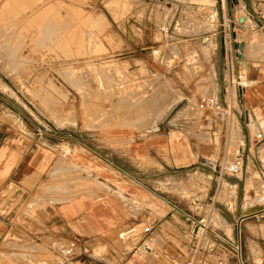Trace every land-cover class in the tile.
<instances>
[{
	"label": "crops",
	"instance_id": "1",
	"mask_svg": "<svg viewBox=\"0 0 264 264\" xmlns=\"http://www.w3.org/2000/svg\"><path fill=\"white\" fill-rule=\"evenodd\" d=\"M221 1L226 2L229 19L214 32L213 50L207 61L208 73L214 74V88L210 83L202 91L206 90L203 95L216 96L225 108L235 113L232 117L199 110L196 73L191 67V72L169 71L163 64L166 44L157 39L147 40L142 37V30L138 38L118 39L113 33V39L105 44L110 48L120 46L123 50L119 55L133 62L135 58L148 64L150 60L156 62L162 79L174 80V102L170 107L171 102L165 99L169 109L158 120L141 124L142 135L134 137L135 132L129 129L107 134L86 126L75 130L77 134L73 135L64 131V125L39 122L22 105L7 104L9 108L0 110V241L9 232L17 237L29 234L31 238L50 239L53 242L50 250L61 254L67 264H134L135 255L127 249V244L130 242L133 249L138 248L140 239L133 243V232L142 222H149L146 227L151 228L149 233L143 230L144 236L162 233L167 228H171L169 234L174 238L188 235L184 254L171 253L172 264H177L179 258H182L179 264H219L227 247L222 239L236 240L235 232L241 246L242 239L250 237L264 245L261 242L264 196L263 200H253L241 187V173L248 174V167L242 168L241 176L222 180L218 168L211 165L233 157L230 150L241 145L243 166L251 159L255 176L264 183V50L261 49L264 48V0ZM98 2L92 0L89 4ZM74 5L86 7V3ZM6 6L4 10L10 7ZM131 22H135L133 17L123 21V26L139 31L132 28ZM243 73L251 85L246 89L236 85L233 91L231 78ZM259 132L262 139L256 137ZM202 148L217 157L221 152V160H210L196 169L197 159L205 158L200 153ZM69 168L73 170L71 177L57 175ZM180 175L200 182L199 188L197 184L188 185L187 200L165 194L167 183ZM69 178L74 179L69 181ZM44 182L47 183L45 194L40 189ZM221 182L222 188L218 185ZM69 183H76L80 191L77 197L66 200L61 190ZM227 183L233 190L227 191ZM54 184L60 188L48 190ZM214 195L218 197L215 206L211 205ZM195 197L211 205V210L193 209L195 214H211V221L218 214L232 227L214 225L225 236L219 234L222 239H216L214 250H207L192 238L188 211L192 210L191 201ZM19 198L24 202L35 199L39 204L34 214L20 224L17 213L21 200L11 209ZM233 200L235 204L231 203ZM134 203L143 206V215L133 214ZM251 218L254 220L249 221ZM252 226L257 229L255 232ZM123 230L127 233L125 241L119 235ZM42 243L48 246L45 241L37 244ZM145 244L142 243L147 251L144 262L137 264H159L153 260L161 250L155 253L149 243ZM226 264L237 263L228 260Z\"/></svg>",
	"mask_w": 264,
	"mask_h": 264
},
{
	"label": "rangeland",
	"instance_id": "2",
	"mask_svg": "<svg viewBox=\"0 0 264 264\" xmlns=\"http://www.w3.org/2000/svg\"><path fill=\"white\" fill-rule=\"evenodd\" d=\"M91 1L0 0V27L2 26L0 28V45H2L0 46V110L9 108L7 104L22 105L36 116L39 122L53 123L55 126L64 125L66 126L64 131L73 135L77 134L75 130H80L84 126L102 130L107 134L110 131L129 129L135 132L134 137L142 135L141 124L158 120L165 110L169 109V107L166 109V105L163 106L162 103L165 101L162 99L170 101V107L174 102L176 98L172 83L174 80L162 79V75L157 73L161 68L156 62L150 60L151 63L148 64L136 60L138 58H135L133 62L119 55L123 50L120 46L116 48L105 46L113 39V33L117 34L118 39L138 38L141 36L139 35L141 30L142 37L147 40L157 39L166 44L163 64L169 71L175 73L193 70L192 72L196 73L200 92L196 98L197 101L206 93V90L203 92L202 88L210 83H212L211 88H214V74L208 73L207 61L210 60L213 50L214 32H217L220 23H227L229 19L226 2L221 0H99L97 5H91L89 4ZM77 2L86 3V7L74 5ZM9 4L11 6L3 10V7ZM94 12L102 13L95 15ZM3 15L8 17L7 20L6 17L3 18ZM131 17L135 21L131 22V25L134 24L132 28L139 31L134 32L131 28L127 29L123 26V21ZM17 39L21 42L19 43ZM261 49L264 50L263 47ZM217 81L219 79L215 81V86ZM231 85L235 91L237 84L231 83ZM155 106L160 107L159 112ZM198 138L203 140L204 136L198 135ZM200 151L205 158H198L195 168L207 164L210 160H221V152H218L217 157L210 151H206V148ZM67 152L68 147L65 148V153ZM230 152L233 157L224 158V162L235 160L237 146ZM220 162L222 164V161ZM245 167H248L249 173H241L242 189H245L247 197L263 200L264 183L259 181V176H255L253 161L249 159L246 164L244 163L243 168ZM56 170L55 167L54 171ZM72 172L73 170L69 168L66 171H59L57 175L71 177ZM243 172H245L244 169ZM77 174L79 175V172ZM72 179L69 178V181ZM199 183L192 178L187 180L186 176L180 175L167 183L165 194L187 200L190 196L188 185L197 184L199 188ZM202 183L206 184V182ZM46 185L47 183L44 182L40 186L44 194L47 192ZM64 186L66 188L61 191L65 193L66 200L77 197L80 189L76 183L64 184ZM83 186L85 185H81ZM58 188L60 186L54 184L50 185L48 190ZM231 190L233 189L228 184L227 191ZM20 200L21 198L16 200L11 209ZM231 203L235 204V200ZM38 206L35 199H28L25 202L21 200L20 210L17 213V219L21 221L18 223L24 222L22 220L25 217L33 215ZM131 207L134 215H143L141 204L134 203ZM193 209L195 208L192 207ZM253 220L249 219V221ZM220 224L229 226L218 214H214L210 223L212 229L217 232L214 225L220 226ZM146 226H149V222H142L133 232V243L136 242L135 239H140L138 248L141 255L138 248L133 249L130 242L127 244V249L135 255L134 264L144 262L143 257L147 251L144 250L142 243H149L155 253L161 250L153 260L155 263L172 264V252H180L181 256L184 254L188 240L187 234H180L179 238H174L169 234L171 228H167L163 229L162 233L144 236L142 232ZM251 230L255 232L257 229L252 226ZM125 233L124 230L119 232V235H122L121 241L126 240ZM235 234L236 240L228 239V241L240 244L237 232ZM44 241L48 246L44 243L37 244ZM242 241L243 255L247 263L264 264V245L253 237L243 238ZM52 244L50 239L46 241L31 238L29 234L17 237L9 232L0 241V264H67L61 254H55L50 250L49 246ZM146 248L149 249V245ZM179 260L181 261L182 258ZM180 261L176 263L179 264Z\"/></svg>",
	"mask_w": 264,
	"mask_h": 264
},
{
	"label": "built area",
	"instance_id": "3",
	"mask_svg": "<svg viewBox=\"0 0 264 264\" xmlns=\"http://www.w3.org/2000/svg\"><path fill=\"white\" fill-rule=\"evenodd\" d=\"M245 74H238L235 78H231V83H236L240 86L241 89L248 88L251 84L246 77ZM198 109L201 111H216L218 114L222 116L232 117L235 113L232 110L225 108L219 101V99L214 95H203L198 101ZM232 115V116H231ZM256 137L258 139L263 138V134L261 132L257 133ZM238 152L234 161H225L222 164H211L214 169L218 168L219 177L223 180L227 177L237 176L242 172L243 164L241 158L242 147L239 145ZM222 183L218 184L220 188H222ZM218 202V197H215L211 201V205L216 204ZM192 206L196 210H201L206 207V209L211 210V205L205 201L199 200L197 197L193 198L191 201ZM194 210L188 211V218L191 220L193 225V240L202 243L206 247L207 250H214V242L216 239L221 238L218 233H216L210 223H211V214H195ZM150 227H145L144 233L150 232ZM127 234V233H125ZM122 236V235H120ZM222 239V238H221ZM225 247L222 255L219 259V264H226L227 261H235L237 264H248L247 259L243 255L242 246L240 244L231 243L226 238L222 239Z\"/></svg>",
	"mask_w": 264,
	"mask_h": 264
},
{
	"label": "bare ground",
	"instance_id": "4",
	"mask_svg": "<svg viewBox=\"0 0 264 264\" xmlns=\"http://www.w3.org/2000/svg\"><path fill=\"white\" fill-rule=\"evenodd\" d=\"M9 2H10V1H9ZM11 3H12V2H11ZM30 3H31V2H30ZM41 3H42V2H41ZM13 4H14V3H13ZM18 4H19V3H18ZM8 6H11V5H8ZM26 6H27V5H26ZM26 6H25V7H26ZM60 6H61V5H60ZM0 7H1V6H0ZM6 7H7V6H6ZM14 7H15V6H14ZM19 7H20V6H19ZM3 8H4V7H3ZM26 8H28V7H26ZM0 9H1V8H0ZM20 9H21V8H20ZM44 9H45V8H44ZM3 10H4V9H3ZM3 10H2V11H3ZM35 10H36V9H35ZM8 11H9V10H8ZM50 11H51V10H50ZM14 12H15V11H14ZM38 12H39V11H38ZM41 12H42V10H41ZM19 13H21V12H19ZM58 13H59V12H58ZM5 14H6V13H5ZM34 14H35V13H34ZM37 14H38V13H37ZM41 14H42V13H41ZM44 14H45V13H44ZM47 14H48V11H47ZM50 14H51V13H50ZM53 14H54V13H53ZM7 15H8V14H7ZM11 15H12V14H11ZM3 16H4V15H3ZM9 16H10V15H9ZM51 16H52V14H51ZM59 16H60V15H59ZM5 17H6V20H7L8 17H7V16H4L3 18H5ZM10 17H11V16H10ZM30 17H31V16H30ZM3 18H2V19H3ZM18 18H19V17H18ZM27 18H28V17H27ZM9 19H10V18H9ZM39 19H40V18H39ZM44 19H45V18H44ZM46 19H47V18H46ZM49 19H50V18H49ZM51 19H52V18H51ZM0 20H1V19H0ZM11 20H12V19H11ZM13 20H15V19L13 18ZM33 20H35V19H33ZM40 20H41V19H40ZM8 21H9V23H11L10 20H8ZM27 21H28V20H27ZM43 21H44V20H43ZM45 21H46V20H45ZM5 22H6V21H5ZM29 22H31V21H29ZM29 22H28V23H29ZM40 22H41V21H40ZM40 22H39V23H40ZM51 22H52V21H51ZM20 23H21V22H20ZM20 23H19V24H20ZM34 23H35V22H34ZM37 23H38V22H37ZM6 24H7V22H6ZM47 24H48V23H47ZM49 24H50V23H49ZM1 25H3V24H1ZM13 25H14V24H13ZM33 25H34V24H33ZM3 26H4V25H3ZM7 26L9 27V25H7ZM10 26H11V25H10ZM35 26H36V25H35ZM1 27H2V26H1ZM1 27H0V28H1ZM41 27H42V25H41ZM48 27H49V26H48ZM9 28H10V27H9ZM36 28H37V27H36ZM46 28H47V26H46ZM12 29H13V28H12ZM49 30H50V29H49ZM1 31H2V30H1ZM38 31H39V30H38ZM42 31H43V30H42ZM50 31H51V30H50ZM3 33H5V32H3ZM39 33H40V32H39ZM39 33H38V34H39ZM12 34H14V33H12ZM17 34H18V33H17ZM44 34H45V33H44ZM3 35H4V34H3ZM33 35H34V34H33ZM4 36H5V35H4ZM6 36H7V34H6ZM9 36H11V35H9ZM25 36H26V35H25ZM40 36H41V33H40ZM18 37H19V36H18ZM47 37H48V36H47ZM47 37H46L45 39H47ZM0 38H1V37H0ZM2 38H3V37H2ZM4 38L7 39V37H4ZM20 38H21V37H20ZM40 39H41V38H40ZM7 40H8V39H7ZM15 40H16V39H15ZM15 40H14V41H15ZM21 40H22V38H21ZM23 40H24V39H23ZM5 41H6V40H5ZM17 41H18V39H17ZM19 41H20V40H19ZM19 41H18V42H19ZM46 41H47V40H46ZM48 41H49V40H48ZM48 41H47V42H48ZM9 42H11V41H9ZM20 42H21V41H20ZM20 42H19V43H20ZM33 42H34V41H33ZM40 42H41V41H40ZM34 43H35V42H34ZM34 43H33V44H34ZM38 43H39V42H38ZM42 43H43V42H42ZM42 43H40V44H42ZM13 44H14V43H13ZM13 44H12V46H13ZM47 44H48V43H47ZM5 45H6V43H5ZM0 46H2V45H0ZM38 46H39V45H38ZM43 46H44V45H43ZM13 48H15V46H13ZM16 48H17V47H16ZM18 48H19V47H18ZM33 48H34V47H33ZM253 49H255V48H253ZM256 49H257V48H256ZM17 50H18V49H17ZM247 50H248V49H247ZM19 51H20V50H19ZM30 51H31V50H30ZM248 51H249V50H248ZM11 52H12V51H11ZM13 52H15V50H13ZM16 52H18V51H16ZM16 54H17V53H16ZM251 54H252V53H251ZM256 54H257V53H256ZM262 54H263V53H262ZM248 55H249V54H248ZM260 55H261V54H260ZM7 56H8V55H7ZM10 56H11V55H10ZM10 56H9V58H10ZM1 58H2V57H1ZM248 58H249V57H248ZM251 58H252V56H251ZM2 59H3V58H2ZM18 64H19V63H18ZM11 65H12V64H11ZM19 65H20V64H19ZM15 67H16V66L14 65V68H15ZM112 67H113V66H112ZM9 68H10V67H9ZM11 69H12V68H11ZM109 69H110V68H109ZM53 87H54V86H53ZM78 92H79V91H78ZM80 92H82V91H80ZM159 95H160V93H159ZM90 97H91V96H90ZM152 98H153V97H152ZM102 99H103V98H102ZM153 99H154V98H153ZM46 100H47V99H46ZM162 100L165 101L164 99H162ZM136 101H137V100H136ZM140 101H141V100H140ZM142 101H143V100H142ZM142 101H141V102H142ZM150 101H151V100H150ZM160 101H161V100H160ZM160 101H159V103H160ZM55 103H56V101H55ZM84 103H85V102H84ZM144 103H145V102H144ZM165 103H166V102H165ZM165 103H162V104H164L163 106L166 105ZM91 104H92V103H91ZM160 104H161V103H160ZM170 104H171V103H170ZM170 104H169V105H170ZM169 105H168V106H169ZM84 106H85V105H84ZM153 106H154V105H153ZM130 107H131V106H130ZM156 107H157V106H155V108H156ZM49 108H50V107H49ZM153 108H154V107H153ZM157 108H158V107H157ZM161 108H162V107H161ZM163 108H164V107H163ZM166 108H167V105H166ZM51 109H52V108H51ZM130 109H131V108H130ZM132 109H133V108H132ZM132 109H131V110H132ZM136 109H137V108H136ZM159 109H160V107L158 108V111H157V112H159ZM138 110H139V109H138ZM129 111H130V110H129ZM153 111H154V110H153ZM160 112H161V110H160ZM127 113H128V112H127ZM129 114H130V113H129ZM142 114H143V113H142ZM157 114H158V113H157ZM143 115H144V114H143ZM143 115H142V116H143ZM58 116H59V115H58ZM56 118H57V117H56ZM138 118H139V117H138ZM140 119H141V118H140ZM145 119H146V118H145ZM214 227H215V226H214ZM215 230L217 231V233H219L220 235H222V234L218 231V229H217L216 227H215ZM222 236H224V235H222ZM224 237H225V236H224ZM229 240H230V239H229ZM230 241H231V240H230Z\"/></svg>",
	"mask_w": 264,
	"mask_h": 264
}]
</instances>
